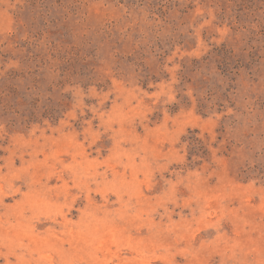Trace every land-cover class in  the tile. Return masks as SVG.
<instances>
[{
  "label": "rangeland",
  "instance_id": "374dc122",
  "mask_svg": "<svg viewBox=\"0 0 264 264\" xmlns=\"http://www.w3.org/2000/svg\"><path fill=\"white\" fill-rule=\"evenodd\" d=\"M0 264H264V0H0Z\"/></svg>",
  "mask_w": 264,
  "mask_h": 264
}]
</instances>
